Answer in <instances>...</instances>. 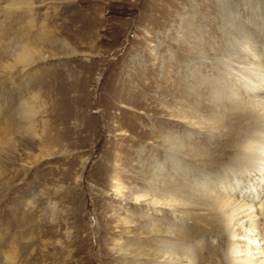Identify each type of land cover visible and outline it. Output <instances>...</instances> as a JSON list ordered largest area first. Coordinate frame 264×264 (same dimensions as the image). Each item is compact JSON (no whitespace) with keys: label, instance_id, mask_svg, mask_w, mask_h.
I'll list each match as a JSON object with an SVG mask.
<instances>
[{"label":"rangeland","instance_id":"374dc122","mask_svg":"<svg viewBox=\"0 0 264 264\" xmlns=\"http://www.w3.org/2000/svg\"><path fill=\"white\" fill-rule=\"evenodd\" d=\"M7 1L0 0L2 32ZM16 3L11 73L3 69L12 60L0 55V264H161L149 256L157 236L144 227L172 217L194 227L196 217L209 212L197 206L186 218L177 210L161 216L155 197L136 203L146 194L142 162L157 159L158 132H172L165 125L178 108L174 82L186 68V56L199 57V66L224 58L210 46L224 38L226 27L248 31L264 50V0ZM198 41L210 45L207 52L195 49ZM24 50L30 52L28 64L18 61ZM232 58L245 62L239 64L243 69H264L260 58L226 57ZM261 76L264 83V71ZM253 100L264 103V94ZM250 189L248 195L264 201V171ZM240 199L251 207L235 214L242 231L250 221L263 229L258 205L253 207L257 200ZM237 229L233 236H204L205 248H214L225 264L246 259L247 245L231 253L241 239ZM263 242L257 252L264 250ZM258 256L257 264H263L264 254ZM172 257L165 259L173 264Z\"/></svg>","mask_w":264,"mask_h":264},{"label":"bare ground","instance_id":"6f19581e","mask_svg":"<svg viewBox=\"0 0 264 264\" xmlns=\"http://www.w3.org/2000/svg\"><path fill=\"white\" fill-rule=\"evenodd\" d=\"M17 7L16 0L7 1L6 29L3 32L0 30V55L4 53L12 60V63L3 69L7 73H11L16 61L13 28ZM224 10L226 12L227 8ZM230 15H227V18L230 19ZM227 29L229 28H224V38L217 40L215 45L207 46L199 41L194 43L195 49H205V53L206 46H210L211 50H217L222 54L219 56L224 58L214 59L212 65L206 62L203 66L197 65L200 60L194 54L184 58L186 68L174 82V87L178 90L175 96L180 100L175 106L178 111H173L174 115L169 112L177 120H173V117L169 125H165L172 127V132H158L157 159L153 162H142L146 194L137 197L136 203L146 200L148 195L155 197L153 204L161 209V216L167 214L165 210H177L186 218L197 206L208 208L198 207L197 210L209 212V217H196L198 224L194 227L187 228L183 225L185 219L182 222L173 217L169 223H165L166 225L150 223L144 227L147 233L155 232L157 236L156 248L149 256L159 258L161 264H170L165 259L170 256H173V264H190L187 262L189 260H199L198 264H225L222 257L214 253V248H205L203 237L210 233H217L219 237L223 234L233 236L234 226L238 227L237 232L241 239L232 245L231 253L239 254L240 249L246 245L245 250L249 253L246 259H230L227 264H257L261 258L258 255L264 254V250L257 252L260 251V243L264 241V228L258 230L254 221H250L247 225L249 228L242 231L243 224L238 225L241 218L235 217L236 212L244 213L251 209L245 208L248 205L241 203L240 198L257 200V197L248 195V192L255 176L264 171V103L253 100L264 94L261 76L264 69L254 68L253 72L249 68L243 69L239 66L245 62H238L233 58L226 59L228 55H239L248 59L264 60V50L257 47L255 38L248 31L242 34V31L238 32L237 29L228 32ZM228 34L232 37H227ZM3 42L6 43L2 44ZM201 57L212 55L203 54ZM30 58L29 50H24L19 54L18 61L28 64ZM249 63L246 65L249 66ZM205 69H209L212 74L206 76L203 73ZM165 116L167 117V114ZM217 137L221 139L218 144L219 152L212 155ZM208 143L210 146H207ZM209 148L211 150H208ZM246 175L249 177L244 180ZM235 184L239 188H235ZM203 185L206 186L205 189H202ZM257 202L253 207L258 205L260 216L264 219V201ZM249 214L251 213L247 215ZM232 221L236 222L234 226L230 225ZM202 223H205L209 230L205 229ZM178 226L181 228L172 229ZM167 233L169 235H166ZM225 247L228 250V246ZM12 255L9 256L10 263L13 262ZM177 255L179 258H175ZM185 256L186 260H182L181 257Z\"/></svg>","mask_w":264,"mask_h":264}]
</instances>
